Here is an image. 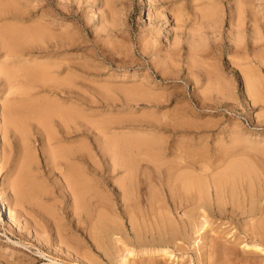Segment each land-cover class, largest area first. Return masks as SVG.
I'll return each instance as SVG.
<instances>
[{"label":"rangeland","instance_id":"374dc122","mask_svg":"<svg viewBox=\"0 0 264 264\" xmlns=\"http://www.w3.org/2000/svg\"><path fill=\"white\" fill-rule=\"evenodd\" d=\"M12 1L17 6L21 5L19 8L25 11L22 12L26 19L16 21L12 17H3L0 18V26H42L49 36L52 35V41L45 40L40 45L28 42L20 52L23 55L16 56L9 53L0 39V203H4L14 218L23 215L20 219L22 224L26 219L31 223L29 235L14 223L11 229L7 219L0 216V264H13L18 259H21L20 264H54L38 248L14 244L13 241L20 240L18 233H23L36 245L51 236L53 249L39 244L41 250L53 256L58 254L59 261L72 263L78 258L60 252L57 244L61 240L64 243L74 240L84 245L82 239L86 238L76 230V220L70 213V207L69 210L61 207L59 171L53 167L49 151L74 146L91 150V140L83 135V131L70 129L71 134L67 131L64 134L63 130H59L56 123L59 119L56 117H52L47 124L16 117L9 127L8 106L14 101L26 99L40 104L50 103L57 109L80 112L82 118L78 119L79 122L88 124V127L101 120L109 121L107 129L99 134L102 142L99 141V145L96 143V149L89 151L97 156L95 158L106 174L105 182L108 181L113 190L121 181H130L125 169L118 166L114 171L113 164L104 162V159L111 160L114 149L112 146L106 148L107 138L116 137L117 141L128 138L133 142L139 138L145 142H158L159 145L156 143L153 149L149 147L146 151H139L132 145L122 151L124 158L136 159L138 173L131 181L138 194L134 199L138 196L141 201H146L152 193H157L165 200L169 190L168 185L162 183L167 182V173L176 168V163L178 167L184 162L183 158L189 155L187 153H193V161L199 160L195 172L201 175L199 164L210 167L212 163L213 168L212 165L209 168L212 175L227 168L230 162L245 167V172L247 170V175L237 180L238 185L236 182L239 191H244L240 193L243 200H239L240 194L236 200L239 204L242 202L240 206L244 214H239L240 209L232 217V203L229 202L227 206L231 214H205V218H199V215L191 226L187 225V230L182 231L179 242H174L176 245L170 243L167 247L152 246L151 249L135 245L127 247L134 252L130 254L126 250L122 253L120 247L124 249V245L117 243L115 246L120 248V254L125 252L127 256V261L122 264H264V229H261V226L264 227V0H188L173 6L159 0ZM180 12L182 17L173 19L171 15H179ZM205 12L211 16L201 25ZM17 60L23 61L20 62L23 66ZM12 61V64L8 63ZM4 66L10 73L28 66L43 70L46 79L37 82L30 91H25L20 84L11 87L1 73ZM16 79L19 81L20 78ZM105 94H108L107 97ZM121 135L123 137H119ZM92 142L94 144L93 139ZM204 158V163L208 160L210 163L203 164ZM26 161L30 164L28 168L32 177L47 193L34 203L35 206L18 198L14 185ZM217 165L216 170H212ZM205 172L209 173L208 170ZM210 173L208 176H212ZM249 183L255 195L258 193L260 196H257V203L263 199L258 203L260 208L256 204L252 211L247 210L252 207L248 206L250 197L248 203L246 201ZM100 190L107 199L114 198L119 206L122 205L121 195H112L109 190L104 192V188ZM42 207L50 208L48 214L53 218L49 215L50 222L56 221L57 226L54 224V229L53 224H46H50L48 233L45 230L46 233L42 232V236L37 237L33 232L36 227L33 223H39L38 230L42 228L44 231L47 227L40 218L44 212ZM180 211H174L176 217H179ZM122 220L130 229L128 221L125 218ZM58 229L64 231L63 234ZM55 232L63 238L60 235L57 237ZM112 243L109 256L103 251L94 253L100 264H119L121 257L117 256L119 252ZM164 248L168 252L166 255L158 252Z\"/></svg>","mask_w":264,"mask_h":264},{"label":"bare ground","instance_id":"6f19581e","mask_svg":"<svg viewBox=\"0 0 264 264\" xmlns=\"http://www.w3.org/2000/svg\"><path fill=\"white\" fill-rule=\"evenodd\" d=\"M16 1L17 0H15V2ZM159 1L167 3L168 6H173V5H175V3L179 2V1H181V2L187 1L188 2V0H159ZM105 4L106 3L104 2V5ZM108 5L110 6L109 3H108ZM208 5H210V3ZM20 6L21 5L17 6L12 0H0V18L12 17L16 21L25 20L26 19L24 16L25 14L23 13L25 11L22 10L23 11L22 12L21 9L19 8ZM112 8H114V7H112ZM112 8H110V9H112ZM181 8H182V6H181ZM208 8H210V7L208 6ZM214 8H216V7H214ZM173 12L174 11H172V13ZM181 12L178 13L179 15H176V13H175L174 15H171V16H174L173 19L179 18L180 16L182 17L183 14ZM207 12H205L204 14L202 13L203 18L201 20V25L204 24L203 22L206 18H209L211 16V14L209 16V14ZM107 14H109V13H107ZM185 16H187V15H185ZM159 17H160V15H159ZM183 18H184V16H183ZM186 19L189 21V17H187ZM177 21H179V20H177ZM198 21L199 20H197V23H198ZM17 24H19V23H17ZM216 30L217 29H215L214 31H216ZM191 34H193V33L191 32ZM51 36H49L48 33H46L45 27L33 26V24L28 26V27H19V26H16L15 24H13V25L6 24V25L0 26V39L3 41V43H5L4 46H5V48H8L7 50H9V53L11 55H16V56L17 55H21V56L23 55V54H20V52L22 51V49H25L26 43L32 42V43H36V44L40 45V43H44L45 40H49V42H50ZM52 39H53V37H52ZM55 40H57V39H55ZM64 40H62V41H64ZM203 46H205V45H203ZM21 56H19V57H21ZM12 57H14V56H12ZM19 57H18V59H19ZM21 58H23V57H21ZM18 61L19 60H17V62ZM20 62L23 63V61H21V60L19 61V64L22 65V63H20ZM8 63L12 64L13 61L8 62ZM7 66H9L11 68V65H9V64ZM198 66H199V64H198ZM6 67L1 69V73L6 76L7 83L11 87L18 86L15 84H20L23 87V89L25 88V91H30L34 88V86L37 82L45 81V79H46L45 73L43 70L39 71L38 69L37 70L33 69V68L30 69L28 66V68L22 67V68L18 69L17 71L15 70V72L10 73V71L8 70V67L7 68ZM174 67H175V65H174ZM16 68H18V67H16ZM47 74H48V72H47ZM245 76H246V74H245ZM17 77H19L21 80L19 79V81H18L16 79ZM246 86H249V85H246ZM251 86H253V85L251 84ZM251 86H250V90H251ZM9 89H12V88H9ZM15 91L16 90H14V92ZM18 91H19V89H18ZM252 91H253V89H252ZM9 92H13V91H9ZM27 93L25 95H27ZM133 93H135V91ZM144 93H145V91H144ZM105 95L107 97L108 94H105ZM144 95H146V94H144ZM26 100L27 101L22 100L23 102L20 100H19L20 102L14 101V103H11L10 105L8 103V105H9L8 106V109H9L8 117H9V115H10V117L7 120V124L9 125V127L14 124V121H16L15 120L16 117H18V119L22 118L21 120H23V121H27V120L28 121L29 120L39 121L42 124H44V123L47 124V122L52 117L53 118L56 117L57 119H59L58 122H56L59 126V130L60 129L63 130L64 134L66 131H67V134H71L72 132L69 131L70 129L75 130L74 132L83 131V135L87 138H90L92 146H93V148L91 146L92 149H96L95 144L97 143L99 145V141L102 140V139L101 140L99 139V138H101L99 136V134L101 133V130H105L108 127L109 121H102V120L100 121L99 120L100 122H95L94 124H91L92 126H90L91 127L90 128V127H88L89 126L88 124L83 123V122H79L78 119H80V117H81L80 112L78 113V112L73 111V110L67 111L65 109H57L54 106H52V104L50 105V103L49 104H40V103H37L35 101H31L28 99H26ZM3 104H4V102H3ZM15 115H17V116H15ZM82 128H84V129H82ZM123 135H121L119 137H123ZM126 136L130 137V135H126ZM1 137H2V135H0V144H2L1 143L2 142ZM53 138H54V136H53ZM114 138H116V137H113L110 139L107 138L108 141L106 143V145H107L106 148H109L110 146H112L114 149H113V152H111L112 153L111 160H108V159L105 160L104 159V162H107L108 165L113 164L114 171L117 170L118 166L125 169L126 173H127V178L130 181L129 183L125 182V181H121L120 183L118 182L119 183L118 187L115 190L110 188V184L108 181L105 182L106 174H105V172H103L104 169H101V166L99 165L98 161L96 160L95 157H97V156L93 152L92 153L90 152V151H93L92 149L91 150L89 149L90 150L89 151V150H87L86 147H80V146L75 147L74 146V147H61V148L49 151L50 159L53 162V167H55V169L59 171L58 175L60 176V178H59L60 182L58 183V186H59V189L61 190V195H62V196L60 195L62 198V202H61L62 206L61 207L63 210H69V207H70V213L72 214V216H74V218L76 220V225H75L76 230L79 233H81L82 235H86V238L82 239L84 245L78 244L79 241H78V243L74 242V240L70 241L71 239L69 240L70 242H67L68 240H66L67 243H64L61 239H60L61 242L59 241V243H58L56 240H54V243H58L57 245L60 246L59 247L60 252L61 251H62V253L66 252L68 254V256L77 257L78 260H76L75 263H72V262L67 261V260L66 261L65 260L59 261L58 254L53 256V255L49 254L48 251H47L48 253L46 251L43 252L41 250L42 248H40L38 246L40 244L39 240H38L39 244L36 245L35 243H33L34 241L31 242L30 239H28L23 233L17 234L19 236L20 240L17 242L13 241L14 244L24 246V248L30 246V249H31V247H34V248L36 247V248H38L40 253L45 255V258H46V256L49 257L51 262H53L54 264H100L99 259L97 260V258L95 257L96 255L94 256V253L96 251H99V252L103 251L104 254L106 253L109 256V254L112 253V252H110L112 242H114V244L112 243L114 245L113 246L114 248L117 247V246H115V245H117V243H121L122 245H124V247H123L124 249H122V246L120 244H118V246L119 245L121 246L120 247L121 249L119 248L120 250H122L121 252L123 253V251L126 250L130 254H133L134 252L131 250V248H129V250H127V247H133L135 245L139 246V248L144 247V249L146 247L148 249L150 247L152 248V246L157 247V248L158 247H165V246L167 247V245H169L170 243L175 244L174 242H177L179 240V238H180L179 236L182 235L181 234L182 231H184L186 229V227H188L187 226L188 224L190 225V224H192V222H194L193 220L195 217L198 218V216L201 215V217L199 216V218H202V216H204V218H205L206 217L205 214L206 215L208 214L209 216H214L216 214L221 215V216L226 215L229 212L228 206H227V204L229 202L232 203V207H231L232 210L229 207L231 210L230 212H232V217L233 216L235 217V213L242 208V206H240V204L242 202L240 201V204H239V201H236V200H237V197L239 196V194L244 192V191H242V192H241V190L239 191L240 187H239V189L237 188L238 186L236 187V182L240 178L247 175V173H246L247 170L245 172V169H244L245 167L236 166L234 164V162H230V164L227 165V168H224L225 166L223 167V165H221L224 169L222 168L223 170L221 172L216 173V174L214 173L212 175V172L209 171L210 170L209 168H211V165L213 168V164L211 163L210 167H208L205 163L206 162L210 163V162L206 158V160H208V161H206L204 163V161H205V158H204L202 162L205 165L201 166L199 164V169H201L199 171L200 172L202 171V175H201V173L198 172L200 174V177H198L197 176L198 173H196L195 171L197 169V166H198L197 163L199 162V160H198V162H195L196 159H195V155H194L193 157L195 160L193 161V158L191 156V154H193V153H191V154L187 153L189 155L188 156L186 155V157L183 158L184 162L183 163L180 162V163H182L180 166L178 165V167H177V163H176L175 164L176 168H174V166H173L172 168H174V169H171L168 171L167 178H166L167 182L163 181V183H162V185L164 183H166V185H168V190H169L168 191L169 195H167V197L164 195L166 197L165 200H162L157 193H152L150 198H147L148 200L146 199V201H144V200L141 201L138 198V196L135 197L136 199H134L133 197L138 195V194L135 193V187H134V185H132V182L138 173V167L135 163L136 159L134 160V159H131L130 157L124 158V154L122 153V151H123V149H126V148L129 149L128 146H131V145H132L131 147H137L139 149V151L140 150L146 151V150H149V147L153 149L154 145L156 143L158 144V142H156V141L145 142L144 140L139 139V138H138L137 142L131 141L130 138H129L130 140H128V138H121V139H118V141H117ZM92 139L94 140V144L92 142ZM48 140H49V138H48ZM134 140H136V139H134ZM59 141H60V139H59ZM121 142H122V145H121ZM104 148H105V146H104ZM158 148H160V146ZM107 150H109V152L111 151V149H107ZM184 150H186V149H183V151ZM181 151H182V149H181ZM175 153H177V152H175ZM173 155H174V153H173ZM138 156H141V155H138ZM143 156L144 155H142V157ZM145 156H147V155H145ZM179 156L182 157V155H179ZM178 160L181 161V159H178ZM76 163H78V165ZM118 163H120V164L118 165ZM28 164H29V162L26 161L21 166L20 172L18 174L17 179L14 182V185L16 186L17 192L19 194L18 198L20 197L21 200L24 202L26 201V202L33 203V206H35L34 203L39 202V199L41 197H43L44 195H47V193H45L46 191L43 190V188L39 184L36 183V181L34 180V177H32V174L28 168ZM178 164H179V162H178ZM80 165H83V166H80ZM241 165H243V164H241ZM245 166H246V164H245ZM103 167H106L105 163H103ZM215 167H218V165L214 166V168ZM220 168H218V169H220ZM55 169H54V171H56ZM207 170L209 173L211 172L210 174L212 176H210V175L208 176V174H209L208 172H207L208 174H206L205 171H207ZM212 170H216V168L212 169ZM213 172H215V171H213ZM163 173H164V171H163ZM204 174H206V175H204ZM159 176L161 177V174ZM164 176H165V174H164ZM248 178H249V176H248ZM241 180H243V179H241ZM238 183L239 182H237V185H238ZM252 183H254V182H252ZM254 185H255V183H254ZM101 187L104 188V192H108L107 190H109V192H111L112 195H117V194L121 195L122 196V199H121L122 205L119 206V202L114 198L107 199V197L104 196L105 193L103 194V190H100V189H103ZM152 189H154V188H152ZM247 189H248V187H247ZM246 193H248V199H246V201L249 200V197H250V200H249L250 203H248V201H247L248 206H250V205L252 206V207H250V209H247V210L249 211V210H251V208L253 210V207H255L256 204H258L263 199H261L257 203V198L258 197L260 198V196H258L257 191H256L257 195H255V190L253 191V187L251 184H250L249 189L247 190ZM260 194H261V192H260ZM243 195H244V193H243ZM241 196H242V194H240V197ZM262 196H264V195H262ZM162 197H163V195H162ZM66 199H68V200L66 201ZM227 199H229V201H227ZM240 199H242V197L239 198V200ZM42 200H43V198L41 199V201ZM70 200L73 201V203H71V205H70V202H71ZM43 202H41V204ZM243 206H245V205H243ZM258 206L260 208L259 204H258ZM43 207H42V210L44 212L42 211L43 214L41 215L40 218H41L42 222H45V225H46L48 223H51L50 218H49L50 214H48V212H49L48 209H50V208L48 207V209L47 208L45 209ZM37 208H39V207H37ZM246 208L247 207H245L244 209H246ZM179 210H181L180 213H178V215L179 214L180 215H179V217H176V215L174 214V211L177 212ZM242 211L243 210L241 209V212H239V214L240 213L242 214L243 213ZM9 212L7 211V208L4 205V203H0V216H4L7 219L6 223L11 226V229L13 228L12 223H14L18 226V228L20 230H22V232H23V230H26L27 232H29L27 234L31 235V232H30V224L31 223L26 219L25 223L22 224L20 219L23 217V215H19L17 218H14V216L11 214L12 212L11 213H9ZM50 216H51V219H53L52 215H50ZM123 218H125L128 221V223L130 224V229H127V227H125L124 223L122 222ZM55 222L51 223V224H53L54 229H55V226H57V224ZM206 222H207V220H206ZM38 224L39 223L37 221H35L33 223L34 227L36 226L34 228L35 231L33 230V232L36 233L37 237H41L42 236L41 233L42 232L46 233L48 230V226L50 228V224L48 226L46 225L47 227L45 226L46 228L44 229V231L42 230V228H41V230H38V227H37ZM54 224H56V225L54 226ZM203 224H205V223H203ZM202 226H204V225H202ZM31 227H32V225H31ZM43 228H44V223H43ZM261 229H264V227L261 226ZM45 230H46V232H45ZM56 230H57V228H56ZM58 230H61V229H58ZM10 231L12 232L13 230H10ZM62 232H64V231L61 230L60 233H62ZM60 233L59 234H58V232L56 233L57 237H59L58 235H60ZM44 235H46V234H44ZM44 235H43V237H44ZM60 237H62V235H60ZM75 240H76V238H75ZM181 240L182 239H180V241ZM42 241H43V239H42ZM42 244H45L48 247V249H51V247L53 246V241H52L51 236L46 237L44 239V241L42 242ZM42 244H40V246ZM63 244H65V245H63ZM64 246H65V248H64ZM113 247H112V250H113ZM44 249H45V247H44ZM52 249H53V247H52ZM119 249L116 248V250H118L117 252L120 251ZM54 250H55V248H54ZM108 252H110V253L108 254ZM148 252H149V250L147 251V253ZM158 252H160L164 255H166L168 253L167 250H165V248H164V250H159ZM40 253H39V255H40ZM124 254H125V252H124ZM124 254H120V252H119V254L117 255L118 257L119 256L121 257L119 260V264H122L125 261H127V256H126V254L125 255ZM20 260L21 259H18L14 263L20 264V262H21ZM21 264H24V263H21Z\"/></svg>","mask_w":264,"mask_h":264}]
</instances>
